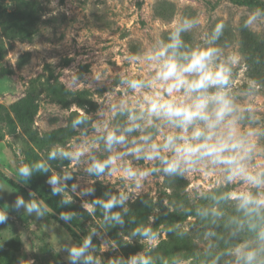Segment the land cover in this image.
I'll list each match as a JSON object with an SVG mask.
<instances>
[{
  "label": "rangeland",
  "instance_id": "obj_1",
  "mask_svg": "<svg viewBox=\"0 0 264 264\" xmlns=\"http://www.w3.org/2000/svg\"><path fill=\"white\" fill-rule=\"evenodd\" d=\"M0 169L93 264H264V0H0ZM8 175L0 264H89Z\"/></svg>",
  "mask_w": 264,
  "mask_h": 264
},
{
  "label": "trees",
  "instance_id": "obj_2",
  "mask_svg": "<svg viewBox=\"0 0 264 264\" xmlns=\"http://www.w3.org/2000/svg\"><path fill=\"white\" fill-rule=\"evenodd\" d=\"M198 56L195 58L194 61H197ZM55 93V94H54ZM54 100H56L58 103L66 105L70 102L69 99H67V97L69 96H73L72 99L74 100H81L84 95L87 94L86 90H74V91H68L65 89H62L61 87L56 91H51L50 92ZM69 95V96H68ZM67 96V97H65ZM82 97V98H81ZM78 100V101H79ZM14 111L16 112V116L18 117V121L21 122H25L26 119L28 118V116H30V114H32V110H31V99L29 98V96H26L25 98L21 99L19 102L16 103ZM48 135V134H47ZM65 129H61L58 132H53L51 134L48 135V138L46 140V142H60L62 139H64L67 135H65ZM262 175V180L264 182V173L261 174ZM7 180L11 183L14 184V186L21 192H25L26 188L25 186L29 187L30 189H32L40 198H42L44 200V202L51 207L56 213L59 214V216H61L62 218L66 219L71 225L66 224L65 222H63L58 216H55L54 214H52V216L58 220L59 222H61L63 224V226L74 236L79 237L77 235V233L73 230V227H75L77 230L80 231L81 235H85V233L81 230V228L76 224L74 218L68 214L63 208H61L52 198H50L49 196H47L46 194H43V192H41L40 190H38L37 188H35V186L33 185H26L22 186L19 183L15 182L12 179L7 178ZM20 181V180H19ZM23 183V182H22ZM97 208L98 210H102L104 208H110L115 204V201H112L110 199V197L107 195V192L103 189H100L97 191ZM261 257V255H259Z\"/></svg>",
  "mask_w": 264,
  "mask_h": 264
},
{
  "label": "water",
  "instance_id": "obj_3",
  "mask_svg": "<svg viewBox=\"0 0 264 264\" xmlns=\"http://www.w3.org/2000/svg\"><path fill=\"white\" fill-rule=\"evenodd\" d=\"M2 172L6 173L8 175V173L4 170V169H0ZM10 176V175H8ZM10 178L12 180H14L15 182L19 183L20 185L22 186H25L24 183H22L21 181H19L17 178L13 177V176H10ZM26 190H28L29 192L33 193L38 201L40 202V204L46 208L48 211H50L52 214H54L55 216H58L63 222H65L66 224L68 225H71L66 219L62 218L61 216H59L58 213H56L51 207H49L42 198H40L32 189H30L29 187L25 186ZM73 228V230L77 233L78 236H80L81 239H83V241L86 243L87 247H88V251H89V264H93V255H92V250H91V247L90 245L87 243V241L85 240V238L81 235L80 231L77 230L75 227L71 226Z\"/></svg>",
  "mask_w": 264,
  "mask_h": 264
}]
</instances>
